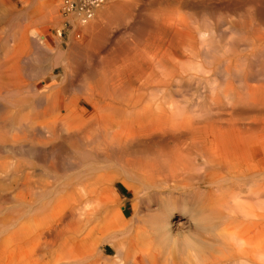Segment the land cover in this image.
<instances>
[{
    "label": "bare ground",
    "instance_id": "1",
    "mask_svg": "<svg viewBox=\"0 0 264 264\" xmlns=\"http://www.w3.org/2000/svg\"><path fill=\"white\" fill-rule=\"evenodd\" d=\"M106 2L96 8L93 26L79 32L87 43L74 42L62 56L67 67L70 54L86 56L87 79L76 87L83 95H64L67 91L53 90L55 83L45 86L49 89L33 99L37 111L32 107L33 114L19 119L39 134L36 141L51 158L48 167L62 171L65 164L77 170L49 196H41L38 207L33 200L37 211L49 206L63 210L61 229L45 233L44 247L62 238L69 249L59 264H112L97 256L92 242L100 226L112 221L114 227L107 233L102 227L105 234L100 231L97 237L112 248L119 264H159L168 259L175 264H264V0ZM214 14L230 19L224 23L232 39L224 48L212 43L219 28L207 18ZM49 17L54 25L63 20L75 24L73 13L64 19ZM97 20L106 25L97 26ZM116 22L132 29L141 25L140 41L128 42L123 36L111 41L106 28ZM59 27L53 39L57 47ZM20 33L19 38L13 34L18 41L9 37L15 40L7 44L10 50L6 45L9 51L0 44L6 48L0 53V109L7 124H18L23 106L17 96L26 86L20 63L29 57L21 52L22 46L30 43L35 48L42 41L56 48L35 28ZM257 58H262L261 73L253 70ZM73 72L79 75L81 70ZM185 78L202 85L201 90L176 95L177 82ZM114 183L133 192L150 190V198L160 206L153 221L131 231L135 217L127 220L121 207L109 202ZM173 201L187 216V229H171Z\"/></svg>",
    "mask_w": 264,
    "mask_h": 264
},
{
    "label": "rangeland",
    "instance_id": "2",
    "mask_svg": "<svg viewBox=\"0 0 264 264\" xmlns=\"http://www.w3.org/2000/svg\"><path fill=\"white\" fill-rule=\"evenodd\" d=\"M48 1L49 0H0V25H1L0 26V28H1L0 29V37L2 38V39L0 38V44L4 45L6 48L8 46L7 44H11L9 46H12V44H14L15 40L13 42L12 39L15 37H13V34L17 35V32L20 33V30L24 31L25 28H27V27H32V28L37 29L39 34L45 35V41L49 45L54 46L53 39H54V36L56 34L55 31H56L57 25L60 26L59 28H65L64 31L62 29V33H61L62 36L58 37V40L60 42V46L59 47L54 46V47H56V48H54V50L51 48L45 47L43 45L42 41H40L41 43L38 42V45L40 47L37 44H35V48H33V46H34L33 44L31 46V45H29L30 43L29 44L26 43L21 48V52L23 53V55L26 52H28L25 55L28 56L29 58H27L28 60H26V59L22 60V63H24L23 61H25V63H26L25 66H24L25 63L24 64L20 63L23 67V69H21V70H23V73H21L22 74L21 79L23 80V82L25 81L24 85H26V86H22L23 88L20 89L21 90L20 95H19V93L17 94V96L20 99H22V101H23V106L21 107L22 110L20 111V114L18 116V124H16L12 120L7 121L9 125L7 123H5L6 121L3 122L1 119L2 118L1 115H3V111L0 109V111L2 112L0 114V116H1L0 117V264H59L62 261V258L65 257V253H67V251L69 249V246L65 243V241L62 238H59V239H57V241H54V245L52 247H50L48 249H46L44 247L43 238L45 237V233H47V231L59 232L58 230L61 229L59 221H61V219H62L63 210L60 209L61 210V213H60V210L58 208H54V207L49 206L45 210L37 211V209H35L33 207V204L37 201V203L34 204V206L38 207L39 206V199L41 196H43L44 194L47 195L48 193L54 191L55 188L58 187V185L64 179L70 180L72 178V176L74 177V173L77 170L75 171L72 169H66V167L64 166L65 164H63V168L65 170L60 167L61 166L60 164H58V166L60 165L59 170H62V171L52 170L53 169L52 167L51 168L48 167V166H51V165H49V164H51L50 163L51 158L46 154V152H44V150H43L44 146L41 147L40 144L37 143L36 139L39 137V134L33 129V127L29 126L25 121L24 122L26 124L24 122L21 123V120H19V119H21V117H23V116L27 117V116H30L31 114H33L32 109H34V108H32V107L36 106V105L33 106V99H35L37 97L39 92L44 91L45 90L44 88L50 87L54 83H55V86H54L53 90L57 89L60 91V93H61V91L63 92V90L67 91V93L65 92L64 95H73V94L74 95H80V96L83 95V91L78 89V88L76 89V87L79 86L80 84H82L81 83L82 81H85L87 79L86 76L83 75L84 74L83 68H84V66H85V68L87 66L85 64L86 56L83 55L82 53H78V57H80V61H79V59L77 57V53H76V55L70 54L71 55L70 61L73 63V64L70 63L71 67L65 66V62L63 63L62 60L64 59L63 58L64 54L68 53V51H66V50H68V47H70V45H73L74 42L80 43V41H81L82 44L87 43V42H83L87 38V37H85V35H82L81 38L78 37V36H80L79 32H82L84 29L87 30V27L89 28L90 26H93L91 23H93V22L95 23V21H94L96 18L95 16H98V14L97 15L95 14L94 18L91 19L92 21L89 20L83 26H80L78 24H76V25L73 24L71 27H69L70 24H68V23H66V26H65L66 20L59 22L57 25H54L50 22L51 17H49V16H54V14H55V15H58L59 18L64 19L67 17L68 14L66 16L63 15L58 8V4H60L62 0H52L53 2L52 1L48 2ZM106 1L108 3L111 2V0H109V1L105 0V2ZM113 1H116V0H113ZM51 5L53 7L56 6L55 11H52L53 7L51 9L49 8ZM56 8H57V10H56ZM49 11H50V14H49ZM60 14H61V16H60ZM215 15H218V14H214V16L213 15L209 16L210 19L207 18L208 20L206 19L207 21H211L210 25H212L214 23L213 25H216L217 28H219L217 30V32L213 35V38H212L213 42L212 43L215 47H216V45H218L217 47H222V45H223L222 48H224L225 46H227L226 42L229 43L231 41V40L228 41V39H232V37L229 38L230 32L226 29L227 24L224 23V22L227 23L228 20H230V19H228L229 16L223 17V16L218 15V16H216V18L217 19L221 18L218 20L219 21V23H218L217 19H215ZM233 17L234 16H232L230 18H233ZM8 18H9V21H7ZM222 18H224V19H222ZM234 19H235V17H234ZM98 20H99V18H98ZM98 20L96 21L97 23H99L97 26L106 25L104 21H98ZM225 20H227V21H225ZM2 21H5V24ZM33 21L35 23H33ZM119 23L120 24H118L117 22L115 24L112 23L113 24L112 28L110 26H107V28H106L108 31L107 35L110 34V37L109 36L108 37L111 39V41L117 40V38L122 37V36H123L122 38L128 42L130 40L133 41L132 38L133 39L135 38V41L136 40L140 41L141 34L143 32L141 30V25L140 26H134V28L132 29V28H130L129 24L124 25L125 23H122V22H119ZM215 23H218V25ZM110 24L111 23H109V25ZM24 25H25V27H23ZM35 25H37V26H35ZM117 25L118 26L120 25V28ZM121 25H124V27H122ZM15 26H16V28H15ZM4 27L6 28V30ZM136 27H139V28H136ZM39 28H41L42 30ZM125 30L128 33L127 32L123 33V32H125ZM130 30H131V33H129ZM137 33H138V35H137ZM126 34L128 35V37ZM129 34H133V36L131 35L129 37ZM18 36H19V34L16 37L19 38ZM6 37H7V39H6ZM9 37H11L12 39ZM83 37H85L84 40L82 39ZM17 38H15V39H17ZM3 39H4V41H3ZM7 40L9 42L5 43V41H7ZM17 41H18V39H17ZM224 44H226V45H224ZM5 47H2V46L0 47V53L1 54L5 51V49H6ZM36 47H38V49H39V50L37 49L38 53H36L37 52L35 50ZM1 48H3V49L5 48V49L3 50ZM26 48H27V50H26ZM240 48H241L240 51L241 52L243 51L242 53H244L246 51V50H244L243 47H240ZM46 49L50 50V51H48L49 53L46 52L47 51ZM1 50H3V51L1 52ZM6 50L9 51L10 47H9V50H8V48ZM32 50H34L35 53ZM52 51H53V54L51 53ZM40 52H42V53L39 54ZM41 55H43V56L45 55V56L43 57ZM50 55H52V56H50ZM30 57H31V59H30ZM74 59H75V61H73ZM81 60L83 63L81 62ZM261 60H262V58H260V59L257 58L253 61L255 63V67H254L255 69L253 68V70L254 71L257 70V73H261V70L259 68L260 64L262 63ZM257 61H260V62H258V64H257ZM79 62L82 63V64H80L82 67L78 64ZM74 63L78 64V66L76 68L74 66L77 64H74ZM86 63H87V61H86ZM20 64H19V67L21 66ZM25 67L27 70L25 69ZM66 69H68V70H66ZM71 69H74L73 71H76V70L78 71L80 69L82 74L79 73L80 76L77 73H76V75H74L75 72H73V71H72L73 73L70 72ZM67 71H68V73H67ZM28 72H30L29 76H28ZM40 72H42V73H40ZM24 73L27 74L26 75V76H28L27 78H26ZM81 75H82V77H81ZM22 76L24 78H26L27 81L25 79H23ZM69 76H71V78H69ZM60 77H61V79H60ZM74 77H75V80H74ZM83 77H85L86 79L84 78L85 79L84 80ZM52 78H55L56 80L55 79L53 80ZM68 78H69V80H71V82L68 81ZM190 81H189V79L187 80V78H185V80L178 81L177 82L178 85L177 86L175 85L176 86L175 87L176 88L175 94L179 95V93H181V94H185V95H191V94L194 95L197 91H199V89L201 90L202 87H200V86H202V85L197 86L196 82L194 83V81L193 82H190ZM29 82H30V84L32 83L31 87H33V84H34L36 88L35 87L34 88L27 87L28 86L27 83H29ZM73 83H75L77 85H75ZM30 84H29V86H30ZM46 84H49V85L47 86ZM175 84H176V82H175ZM56 85L57 86L60 85L63 89H61L60 86L56 87ZM65 86H66V88H65ZM68 86L69 87L71 86V87L69 88ZM73 87H74V89H72ZM198 87H199V89H198ZM47 89H49V88H46V90ZM27 90L30 92L25 93L24 91L27 92ZM178 90H179V92H178ZM74 91H76V92L73 93ZM184 91H187V92L189 91V92L184 93ZM79 92H80V94H79ZM176 92H178V94ZM24 95H25V97H24ZM28 101H31V102L26 104ZM28 105L29 106L31 105V106L29 107ZM37 108L34 110L37 111ZM36 111H34V114L36 113ZM4 123H5V125H4ZM25 125H27V126H25ZM16 128H17V131L15 130ZM16 134L19 136V138H17V139L15 138L16 136H14ZM13 137L15 138L16 141H13L14 140ZM256 154H257V157L260 158V155L257 153V150H256ZM25 176H27V177H25ZM26 178H28L29 182H28V185L26 187H24V186H22V184L24 182V179H26ZM110 186L111 187H110V191H109L110 192L109 193V199H110L109 202L112 200L113 202L112 201L111 202L115 206H120L121 211H123L125 213V218L127 220L131 219V217H132V219H134V217H135L134 221L131 219L132 221L130 222V223H133V224H131L132 225L131 231L137 227H144L146 225V223H148L149 221H151L152 219H154L158 215V214L157 215H154V214L157 213V211L160 209V206L158 204H156L150 198L151 197L150 190L144 191L142 188H141V190L139 188L140 193H138L139 192L138 190H136L137 192H133L132 189H130V188L128 189L122 183H114ZM41 191H42V193H41ZM48 196H49V194H48ZM173 202H174L173 203V211H172V215L170 216L171 229L174 230V232H175L176 228H178V227L183 228V230L187 229V227H188L187 216L185 214H181L178 211L179 205L175 201H173ZM37 204H38V206H37ZM31 207H32V209H31ZM60 214H62V215H60ZM107 223L105 224V227H104V225L100 226L101 229L100 228L99 229L101 232H103L102 229L105 228L106 231L104 229V232L107 233L112 227H114V225H111V223H112V221H111L110 223H108V225H109V229H108ZM133 226H136V227L133 229ZM53 227L54 228L57 227L56 230L53 229ZM102 227H104V228H102ZM51 228H52V230H51ZM98 231H97L96 235L94 236V239H92L93 240L92 242L96 245L95 248L97 249L96 250L97 256L98 257L101 256L102 257L101 260L106 257V258H109L113 261L112 264H119V262L117 261L118 259H116L114 257L115 255H114V251L112 250V248L104 240H102V242H101V238H102L101 236L97 237L100 234H102L100 231H99L100 233ZM104 232L102 235L105 234ZM15 233H17L16 237L14 236ZM168 261L160 260V261H158V263L159 264H175V260H173V259L172 260L168 259ZM130 264H133V263H130Z\"/></svg>",
    "mask_w": 264,
    "mask_h": 264
},
{
    "label": "built area",
    "instance_id": "3",
    "mask_svg": "<svg viewBox=\"0 0 264 264\" xmlns=\"http://www.w3.org/2000/svg\"><path fill=\"white\" fill-rule=\"evenodd\" d=\"M102 3V0H62L59 10L63 15L73 13L75 16V24L85 25L95 13L96 8ZM66 23H71L65 21ZM63 31L65 28H62ZM62 33V30L60 31Z\"/></svg>",
    "mask_w": 264,
    "mask_h": 264
}]
</instances>
